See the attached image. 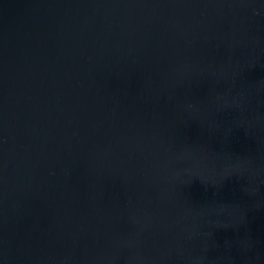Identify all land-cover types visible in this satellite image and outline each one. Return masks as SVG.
I'll use <instances>...</instances> for the list:
<instances>
[{
  "label": "water",
  "instance_id": "obj_1",
  "mask_svg": "<svg viewBox=\"0 0 264 264\" xmlns=\"http://www.w3.org/2000/svg\"><path fill=\"white\" fill-rule=\"evenodd\" d=\"M0 264H264V0H0Z\"/></svg>",
  "mask_w": 264,
  "mask_h": 264
}]
</instances>
